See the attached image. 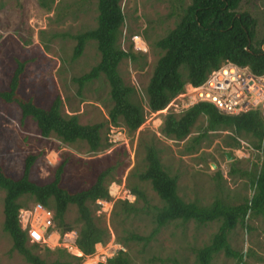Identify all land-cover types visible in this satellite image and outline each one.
I'll list each match as a JSON object with an SVG mask.
<instances>
[{
  "label": "rangeland",
  "instance_id": "obj_1",
  "mask_svg": "<svg viewBox=\"0 0 264 264\" xmlns=\"http://www.w3.org/2000/svg\"><path fill=\"white\" fill-rule=\"evenodd\" d=\"M188 1L121 0L124 22L120 47L126 50L132 43V36L140 35L145 42L142 51L146 57L138 56L134 62L124 59L118 71L124 82L135 88L137 99L144 108V89L161 53L153 48L152 43L173 28ZM40 2L46 5L42 6ZM239 10L255 17L257 29L262 28L264 0H242ZM95 15V0H53L52 3L50 0H0V90L7 88L17 63L23 62L17 90L20 96L32 98L35 104L46 108L59 94L63 100L62 112L77 114L80 124L104 123L110 102L103 77L80 88L73 80L97 62L94 43H87L77 59L71 58L75 43L71 36L94 27ZM156 119L144 122L131 134L121 124L108 125V129L102 132L105 137L108 138L111 130L116 128L126 142L111 143L105 149L90 152L81 141L66 144L53 135L42 137L30 118H21L15 104L0 100V167L6 175L17 179L22 174L25 158L34 154L29 179L43 184L52 179L55 167L64 162L60 186L75 192L87 188L96 173L115 160L123 159V164L114 172L115 180L124 181L125 185L137 183L149 204L160 206L161 202L150 184L139 182L130 175L133 167H138L142 161L141 150L137 151L138 137L153 132L159 140L157 148L161 164L169 175L176 177L177 193L184 201L208 205L218 197L229 204H236L251 195L250 178L264 155L253 148L250 137L241 138L236 149L223 147L225 131L208 132L206 137L194 143L193 138L199 136L206 125L201 117L186 138L173 140L160 134L161 122L157 123ZM223 152H230L233 159L226 160ZM3 195L0 189V264H28L11 249L10 237L2 230ZM22 200L27 205L25 208L33 204L25 197ZM151 211V208H145L124 218L110 215L109 219L99 217V220L106 224L108 219L107 225L114 239L115 235L146 236L154 227ZM97 213L98 210H94L95 216ZM75 216V206L70 205L64 219L72 223ZM217 226L218 222L198 224L191 220H176L161 227L146 244L129 242L126 251L131 264H194L195 251L208 243ZM73 230L76 231V227ZM228 240L231 248L242 255V261L219 252L213 255L210 264H264V216L249 217L229 233ZM50 250L46 252L43 247H38L34 251L47 262L57 260L77 264L76 260L57 253L56 248Z\"/></svg>",
  "mask_w": 264,
  "mask_h": 264
},
{
  "label": "trees",
  "instance_id": "obj_2",
  "mask_svg": "<svg viewBox=\"0 0 264 264\" xmlns=\"http://www.w3.org/2000/svg\"><path fill=\"white\" fill-rule=\"evenodd\" d=\"M241 1L189 0L178 14L173 28L152 43L153 48L161 53L144 89L149 111L161 110L182 90L186 82L200 83L211 69L224 61L247 66L254 74L264 73V21L262 28L258 30L256 18L247 11L239 10ZM40 4L46 5L45 2ZM95 10L94 27L71 36L75 42L71 58L77 59L87 43H94L98 54L97 62L73 80L80 88L103 77L108 86L110 102L104 123L80 124L77 114L62 112L63 100L59 94L54 96L46 108L35 104L32 98L20 96L17 90L23 62L17 63L7 88L0 90V100L15 104L20 110L21 118H30L42 137L53 135L66 144L81 141L90 152L110 145L108 138L102 133L104 129H108V125L121 124L131 134L143 124L146 114L145 108L137 99L135 88L126 84L118 71L122 60L134 62L138 56L143 59L146 57V53L134 49L132 43L128 44L126 50L120 47L119 39L124 22L121 0H95ZM201 117L206 125L202 133L193 138L194 143H198L201 137H206L208 132L225 131L223 147L236 149L240 146L241 138L250 137L253 148L264 155V116L260 107L228 115L218 112L209 103H198L179 115L160 114L159 132L166 138L183 140ZM158 141L153 132L143 133L138 137L137 151L141 150L142 161L138 167H133L130 175L139 182H148L161 205L151 206L139 185L133 183L127 187L135 195L134 201L117 200L111 212L113 217L124 218L151 208L154 227L146 236L115 235L116 241L125 251H118L105 264H131L126 251L129 242L142 241L146 244L161 227L176 220H191L198 224L218 222L217 230L208 243L195 251L194 264H210L213 255L219 252L242 261V255L231 248L228 235L249 217L264 216V159L251 175L252 193L248 198L229 204L216 197L210 204L201 205L197 201L186 202L178 195L176 177L169 175L161 164ZM34 159V154L25 158L22 174L17 179L6 175L0 167V189L4 192L2 230L10 237L11 249L20 254L28 264H67L57 260L47 262L34 251L40 246L28 242L17 217L18 210L27 206L22 200L25 197L51 212L54 229L63 232L76 227L78 249L84 255L91 254L94 244L106 242L111 235L106 224L99 220L101 216L94 214L95 200L108 198L107 185L115 180L114 172L123 164V159L115 160L96 173L94 181L87 188L75 192L60 186L64 162L55 167L50 181L43 184L31 181L29 169ZM70 205L76 209L72 223L64 219ZM43 248L46 252H51L49 248ZM56 252L80 263V258L69 255L61 248H56Z\"/></svg>",
  "mask_w": 264,
  "mask_h": 264
},
{
  "label": "built area",
  "instance_id": "obj_3",
  "mask_svg": "<svg viewBox=\"0 0 264 264\" xmlns=\"http://www.w3.org/2000/svg\"><path fill=\"white\" fill-rule=\"evenodd\" d=\"M131 39L134 49L144 50L145 42L141 36L135 35ZM198 103H209L218 112L228 115H236L260 107L264 116V73L254 74L247 66L224 61L218 67L211 69L200 83L186 82L182 90L161 110L151 112L146 107L144 122H152L154 118H157L158 123L160 120L158 116L161 113L179 115ZM119 141L126 142L122 133L114 128L108 136V142L114 144ZM107 193L108 198L95 200L98 216L105 219L106 217L109 219L115 201L133 202L135 199V195L124 181H110L107 185ZM17 217L19 226L25 231L29 243L49 249L61 248L69 255L80 258L81 264H90L94 261V264H105L106 260L118 251H125V248L115 241L107 225L108 219L105 221L111 233L110 238L107 242L94 244L93 252L84 255L76 245V231L71 229L60 232L54 229L51 212L40 204L20 208Z\"/></svg>",
  "mask_w": 264,
  "mask_h": 264
},
{
  "label": "water",
  "instance_id": "obj_4",
  "mask_svg": "<svg viewBox=\"0 0 264 264\" xmlns=\"http://www.w3.org/2000/svg\"><path fill=\"white\" fill-rule=\"evenodd\" d=\"M223 155H224L225 159L228 161L233 159V157H231L230 152H223Z\"/></svg>",
  "mask_w": 264,
  "mask_h": 264
},
{
  "label": "clouds",
  "instance_id": "obj_5",
  "mask_svg": "<svg viewBox=\"0 0 264 264\" xmlns=\"http://www.w3.org/2000/svg\"><path fill=\"white\" fill-rule=\"evenodd\" d=\"M138 36H140V35H138ZM142 38V37H141ZM131 41H132V39H131ZM133 44V43H132Z\"/></svg>",
  "mask_w": 264,
  "mask_h": 264
}]
</instances>
